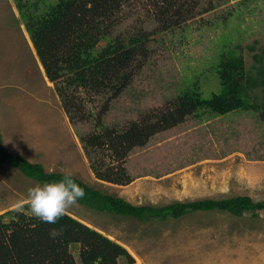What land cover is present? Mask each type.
Here are the masks:
<instances>
[{
  "label": "rangeland",
  "instance_id": "1",
  "mask_svg": "<svg viewBox=\"0 0 264 264\" xmlns=\"http://www.w3.org/2000/svg\"><path fill=\"white\" fill-rule=\"evenodd\" d=\"M155 14L151 0H129L115 17L114 37L139 28L151 36L148 58L101 117L106 127L121 129L139 122L146 113L168 108L178 91L193 80L205 95L216 91L209 64L221 37L228 40L226 44L238 45L246 69L253 63L252 55L264 48V0H199L189 20L165 32H156ZM72 95L83 101L86 121L69 123L13 2L0 0V134L7 152L41 164L48 173L71 171L74 178L102 194L135 206L234 196L264 200L260 111L185 118L128 153L122 167L130 183L118 186L96 179L90 168L89 156L108 165V153L95 150L85 155L79 141L93 132L107 95H90L83 89ZM257 95L264 101L260 91ZM36 184L17 169L0 164V215L15 210L16 201ZM23 212L32 215L27 207ZM68 214L122 246L136 264H264L261 213L234 217L195 212L143 223L78 204ZM77 250L70 249L79 264ZM118 264L127 263L119 259Z\"/></svg>",
  "mask_w": 264,
  "mask_h": 264
},
{
  "label": "trees",
  "instance_id": "2",
  "mask_svg": "<svg viewBox=\"0 0 264 264\" xmlns=\"http://www.w3.org/2000/svg\"><path fill=\"white\" fill-rule=\"evenodd\" d=\"M19 20L29 36L36 57L54 91L69 123L86 121L83 101L72 94L79 89L107 99L97 114L94 130L79 141L85 155L90 151L107 152L110 162L90 159L96 179L123 186L130 183L122 167L134 148L144 147L154 135L176 127L187 117L225 116L232 112L260 111L264 119V48L252 55L246 69L238 45L231 46L221 37L217 53L210 62L217 90L205 95L197 80L186 83L160 112L143 115L139 122L126 127L109 128L101 117L108 105L130 86L136 73L148 58L151 33L139 28L126 36H113L115 17L129 0H11ZM156 9V32L179 27L189 20L199 0H151ZM103 42V45L100 43ZM253 51V47L249 48ZM71 92V93H70ZM264 99V98H263ZM114 162V163H113ZM111 163V164H110ZM0 164L17 169L24 177L39 184L58 181L63 173L46 172L41 164L30 163L1 146ZM85 190L78 204L98 213H108L139 222L166 221L195 212H220L234 217L250 214L264 220V200L249 196L174 202L164 206H135L122 198L105 195L73 177ZM8 219L5 221V219ZM52 228H62L56 239ZM77 247L79 264H136L127 251L93 228L66 214L56 224L39 221L23 211L0 215V264H77L70 249Z\"/></svg>",
  "mask_w": 264,
  "mask_h": 264
},
{
  "label": "clouds",
  "instance_id": "3",
  "mask_svg": "<svg viewBox=\"0 0 264 264\" xmlns=\"http://www.w3.org/2000/svg\"><path fill=\"white\" fill-rule=\"evenodd\" d=\"M84 197L85 190L73 179V173L66 171L58 181L30 187L25 198L16 201L15 210L20 212L27 207L39 221L56 224L61 217L68 214L69 209L78 206V201ZM62 233V228H52L49 236L56 239Z\"/></svg>",
  "mask_w": 264,
  "mask_h": 264
},
{
  "label": "crops",
  "instance_id": "4",
  "mask_svg": "<svg viewBox=\"0 0 264 264\" xmlns=\"http://www.w3.org/2000/svg\"><path fill=\"white\" fill-rule=\"evenodd\" d=\"M73 130V129H72Z\"/></svg>",
  "mask_w": 264,
  "mask_h": 264
}]
</instances>
